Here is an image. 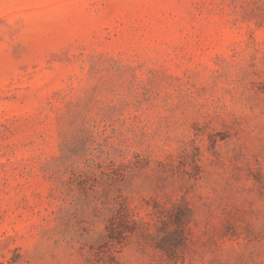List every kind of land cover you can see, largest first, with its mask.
<instances>
[{
  "label": "rangeland",
  "instance_id": "1",
  "mask_svg": "<svg viewBox=\"0 0 264 264\" xmlns=\"http://www.w3.org/2000/svg\"><path fill=\"white\" fill-rule=\"evenodd\" d=\"M0 264H264V0H0Z\"/></svg>",
  "mask_w": 264,
  "mask_h": 264
}]
</instances>
